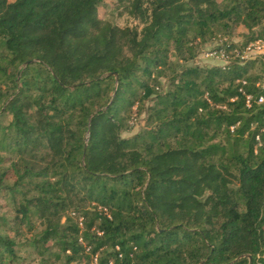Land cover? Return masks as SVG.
Listing matches in <instances>:
<instances>
[{
	"label": "trees",
	"instance_id": "obj_1",
	"mask_svg": "<svg viewBox=\"0 0 264 264\" xmlns=\"http://www.w3.org/2000/svg\"><path fill=\"white\" fill-rule=\"evenodd\" d=\"M105 1L0 0V264H264V0Z\"/></svg>",
	"mask_w": 264,
	"mask_h": 264
},
{
	"label": "rangeland",
	"instance_id": "obj_2",
	"mask_svg": "<svg viewBox=\"0 0 264 264\" xmlns=\"http://www.w3.org/2000/svg\"><path fill=\"white\" fill-rule=\"evenodd\" d=\"M11 2L15 0H10ZM99 15L102 19L119 24L124 25L128 21L126 17H119L118 13L115 10V5L113 0H106L99 8ZM248 34V31L244 27H238L234 30L233 34L228 36L226 40L233 41L235 43L244 41L245 35ZM222 44L221 42L217 43H209L204 48L203 51L200 53L198 58L195 62L189 63V65H199L204 67H212V66H225L227 64V60L223 58V56L220 54L221 51H218L217 48L220 47ZM255 54H251L252 57ZM258 56L260 54H257ZM256 55V56H257ZM264 55V54H263ZM260 55V56H263ZM257 56V57H258ZM254 59V58H253ZM255 72L258 71V69L254 70ZM162 86L164 89H168V84L165 79H162ZM152 98H150L146 102L145 110L142 113H139V109L136 106L133 109V112L131 116L129 117V120L127 122L128 127L130 128L128 131L122 133L123 137H130L134 134H137L140 132L141 129L145 126V121L147 118L146 114V108L150 107L152 105ZM5 122V121H4ZM6 123V122H5ZM14 205L9 201V199L5 198L4 196H0V217L7 218L11 225H15L16 222V211L14 210ZM33 232L29 233V228L26 225H22L21 228L26 236L24 238H21L19 243H24L26 239L31 238L36 233L41 232L42 225L37 222L33 221ZM19 256L20 264H58L52 262V260L46 259L48 263H45V259L41 257L37 251L31 247H20L19 250Z\"/></svg>",
	"mask_w": 264,
	"mask_h": 264
},
{
	"label": "built area",
	"instance_id": "obj_3",
	"mask_svg": "<svg viewBox=\"0 0 264 264\" xmlns=\"http://www.w3.org/2000/svg\"><path fill=\"white\" fill-rule=\"evenodd\" d=\"M220 54L223 56L225 60H227V56L223 51H221ZM251 54H255L254 55L255 57H252ZM257 54H260V55L264 54V40H258L253 43H250L247 46V48L243 50L242 54H240L239 56L243 61H245V60L256 58L258 56ZM250 100H251V97H248V105H249ZM259 103L264 104V97H261L259 99Z\"/></svg>",
	"mask_w": 264,
	"mask_h": 264
}]
</instances>
